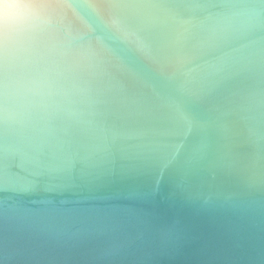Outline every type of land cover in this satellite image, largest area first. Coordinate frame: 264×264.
Listing matches in <instances>:
<instances>
[{"label": "water", "instance_id": "water-1", "mask_svg": "<svg viewBox=\"0 0 264 264\" xmlns=\"http://www.w3.org/2000/svg\"><path fill=\"white\" fill-rule=\"evenodd\" d=\"M0 264H264V0H0Z\"/></svg>", "mask_w": 264, "mask_h": 264}]
</instances>
